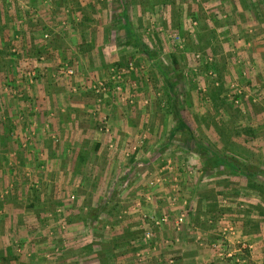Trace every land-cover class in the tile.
<instances>
[{
	"label": "rangeland",
	"instance_id": "obj_1",
	"mask_svg": "<svg viewBox=\"0 0 264 264\" xmlns=\"http://www.w3.org/2000/svg\"><path fill=\"white\" fill-rule=\"evenodd\" d=\"M99 7L105 16L97 15ZM92 22L106 28L114 51L121 43L123 60L112 62L106 76L89 74L80 83L73 49L90 44L85 30ZM62 82V91L96 96L91 114L101 133L111 134V118L98 106L108 97L142 124L127 154L145 149L148 158L130 164L126 156L122 187L148 160L167 165L150 170L148 181L154 191L166 183L161 193L151 191L166 212L131 222L137 210L119 209L117 178L108 182L114 194L106 210L84 209L80 191L99 179L87 180L78 163L72 167V150L60 146L62 136L41 108L45 91ZM146 125L165 146L147 145ZM60 154L69 155L54 162ZM212 155L239 163V170L247 165L264 181V0H0V264L64 262L65 252L82 249L95 251L100 264H118L117 255H126L125 264H149L163 244H180L183 230L202 243L204 236L184 223L203 200L213 212L196 217L216 229L203 244L216 261L264 264V191L226 163L211 164ZM166 228L177 239L161 237Z\"/></svg>",
	"mask_w": 264,
	"mask_h": 264
},
{
	"label": "crops",
	"instance_id": "obj_2",
	"mask_svg": "<svg viewBox=\"0 0 264 264\" xmlns=\"http://www.w3.org/2000/svg\"><path fill=\"white\" fill-rule=\"evenodd\" d=\"M99 8V11H101V13H97V15L105 16V9H103L102 7ZM89 28L90 31L94 28V32H89ZM89 28H86L85 32L89 37L88 39H90V44L85 45V51L80 52L78 48V52L76 51V49H73V52L74 50L75 52H77L75 55L76 57H74L75 67L80 71L79 73H81L82 75H77L75 78L77 80L76 82L80 83L83 78H88L86 76L89 74H95V77L106 76L108 74L107 69L112 65V62H120L123 60L122 53L120 51L121 47H118V45H121V43H116L117 45L115 44L117 48L115 47L114 51V47H111L113 43H108L106 41V35L108 34L105 27L101 29V25L96 24V22H92ZM84 70L87 71V74L83 72ZM57 84V87L54 86V89L52 91L47 90L44 94V96L48 98V102L46 103L47 105L45 104L43 105V107L41 106V108H46L47 110H44V113H49V115L52 116L51 118L46 117L48 120L47 122H49V124H52L53 128L57 131L58 136H62L59 143L60 146L64 147V149L68 147V149H66L68 151L69 149L72 150V156H70L72 160V167H74L73 165L76 166L75 163H78V165H80L78 166V169H82L81 173L85 178H87V180L88 178L91 179L93 177L99 179V182H97L96 184L91 182L87 188L84 187L83 191H80L82 195L79 197L83 202H85L84 209L88 210L90 208H98L99 210H106L105 204L106 202H108V197L110 196V194L115 193L120 197L119 209L128 207V209L130 210L132 208H134V211L137 210L136 212L132 213L133 218L131 219V222L136 219H141L142 216L145 217L141 220L146 219L149 221V219L147 218L150 217V215H152L153 213L159 215V213L163 214L164 212H166V209L163 208L162 203L159 200V195H154L158 190H164L166 183H159L158 186L161 187L154 191L153 187L151 188L149 186L148 181L150 179V170L151 172L159 170H161V172L162 170L166 171L167 165L162 164L159 166V168H156V166L160 162L158 163L154 159L148 160L145 171H129V179L134 180L131 183V186H127L126 188L122 187L124 181H127L128 175V173L124 174L123 163H125V160H127L126 156L131 154V152L127 154V150L133 143V141L137 138L138 133L141 131L142 124L131 122L129 118H126L128 111L123 107L113 105V103L111 102V98L108 97L102 99V101H99L98 106L100 111H102L101 113L107 114L110 116L109 119L111 118V134H105L103 132L101 133L97 130L95 123L96 120L91 114L92 109L96 107V96L72 94L69 93L66 89L62 91L61 88L65 87V83L62 82L61 84ZM39 97H43V95L40 96L39 94ZM49 102H52V106L48 107ZM93 105L95 107H93ZM148 115H150V111L148 112ZM90 117H93L94 122ZM146 126L147 128H149V133L147 135L148 139L146 141L147 145L151 147H158L159 145L165 146L166 144L162 143L160 139L150 137V125ZM72 129H74V133ZM117 147H119V149H117ZM61 150L63 152V149ZM152 154L153 153L151 151V155ZM68 155L69 154H60L58 156L55 155L56 159H54V162H64L67 159L64 158L68 157ZM96 156L98 157L96 158ZM137 156H141L142 159H147L148 152L147 150L142 149L141 152H138L136 156L132 153L128 163L131 164L132 159H135V157ZM96 161L97 163H99V165L100 163H102V161L105 162L103 164V168H100L99 166L97 170L92 169L93 167H91V163ZM130 164H128L129 168ZM150 166L151 168L153 166V168L151 169ZM111 168H115V171L112 172ZM53 176L58 183L59 178H61V170H55ZM112 178H117L118 183L122 182L120 185H118V190H113L110 186L107 187L108 182ZM123 179L125 180L123 181ZM139 180L140 186H135L139 182ZM111 182L112 181H110V183ZM100 183H102V185L99 186ZM112 190L114 191V193L111 192ZM151 191H153L154 194L153 192L151 193ZM161 191L158 192L161 193ZM59 194V188L56 187L54 196L58 197ZM125 194H127V196L129 195V197H124ZM56 202L58 204L60 203V201ZM205 202L206 200H203L204 205H201L202 203H197L194 215H188L185 220L186 222L184 223V229L186 231H188V228H193L194 226L197 229L198 235L204 236V238L201 239L202 243H198L194 236L192 237L190 235H187V233L183 230L184 233L180 232L178 236L180 244L175 243L173 245H170V248H168V245L166 246L165 244H163V250L160 252L158 251L155 255H152L154 259H151L152 261L150 260L151 262L149 264H159L160 261H165V263L167 264L166 261L172 258L173 260L171 264H205V262H213V264H223L216 261L217 257L214 256L213 252L203 245L205 242L209 241L214 234L216 235V229H209V226L207 224L198 221V217H196V213L197 215H202L203 212H205L203 214H206V212L208 211L213 212V210H206L207 205ZM103 207H105V209ZM42 208H45V206ZM172 211V213L175 214V211L177 212L179 210L174 209ZM169 226L170 225H167L166 227L169 228ZM199 226L200 230L198 229ZM168 228L163 229V233L159 232V235L165 239H177L178 234H175L174 231H172L171 229L169 230ZM198 235L195 237H198ZM23 240H25V238H23ZM170 243L172 242L170 241ZM193 244L197 248H194ZM168 249H172V251ZM69 252L70 251L64 253L63 256L65 257H62L64 262H62V260H58L56 262H51L48 264H100L99 260L97 259L98 257L95 256V251L91 249H82L79 254L76 253L77 251H74V253ZM37 253L39 252L36 251V255H33L34 258L38 257ZM87 256L88 261H85V258ZM123 257L126 258V255H117L115 262H117L118 264H125L122 260ZM67 260H69V262ZM38 262L41 263V259H39ZM42 264L46 263L43 262Z\"/></svg>",
	"mask_w": 264,
	"mask_h": 264
},
{
	"label": "trees",
	"instance_id": "obj_3",
	"mask_svg": "<svg viewBox=\"0 0 264 264\" xmlns=\"http://www.w3.org/2000/svg\"><path fill=\"white\" fill-rule=\"evenodd\" d=\"M173 61L176 64V58L173 56ZM201 146V145H200ZM202 148V150L204 149V147H200ZM218 161H221L222 163H226L230 169L231 172H237L239 169V163H232L231 161H227L225 159H220L219 156L217 155H212L211 159H210V163H216ZM241 169L238 171L241 174H243L242 176L246 177V179L248 180V183H251V185L253 187H257L260 188L264 191V181L255 173H252V171H250L249 167L247 165H241Z\"/></svg>",
	"mask_w": 264,
	"mask_h": 264
},
{
	"label": "built area",
	"instance_id": "obj_4",
	"mask_svg": "<svg viewBox=\"0 0 264 264\" xmlns=\"http://www.w3.org/2000/svg\"><path fill=\"white\" fill-rule=\"evenodd\" d=\"M161 219H162V221H166L167 220V217L166 216H163ZM146 236L149 238L150 237V233H148Z\"/></svg>",
	"mask_w": 264,
	"mask_h": 264
}]
</instances>
